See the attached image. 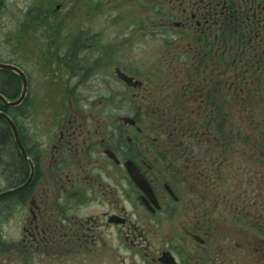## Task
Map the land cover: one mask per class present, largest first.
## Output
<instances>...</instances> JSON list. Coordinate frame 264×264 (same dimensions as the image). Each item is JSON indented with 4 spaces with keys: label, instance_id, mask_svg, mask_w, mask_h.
<instances>
[{
    "label": "flooded vegetation",
    "instance_id": "af4514ba",
    "mask_svg": "<svg viewBox=\"0 0 264 264\" xmlns=\"http://www.w3.org/2000/svg\"><path fill=\"white\" fill-rule=\"evenodd\" d=\"M0 25L23 262L264 264V0H0Z\"/></svg>",
    "mask_w": 264,
    "mask_h": 264
},
{
    "label": "rangeland",
    "instance_id": "374dc122",
    "mask_svg": "<svg viewBox=\"0 0 264 264\" xmlns=\"http://www.w3.org/2000/svg\"><path fill=\"white\" fill-rule=\"evenodd\" d=\"M13 17L15 15L13 14ZM1 27V25H0ZM10 32H14L17 28L16 25L10 23L9 25ZM40 29H43L42 26H40ZM43 30H41L40 33ZM1 32V30H0ZM0 60L3 61V55H2V48H1V41H0ZM40 68H37L36 71H39ZM37 92L38 98L36 99V103L38 100V103H41V100L39 98V95L43 93H49L50 90H44V91H37V89H33V94ZM37 97V96H36ZM33 99V98H31ZM2 171L0 168V191L4 190L6 187L5 182L2 179ZM8 201L6 199L2 198L0 199V264H33L32 260H29V263L23 262L24 257L22 256V252L19 249V223L22 217L21 211L18 207L9 201V204H7ZM10 205V209L9 206Z\"/></svg>",
    "mask_w": 264,
    "mask_h": 264
},
{
    "label": "water",
    "instance_id": "95a60500",
    "mask_svg": "<svg viewBox=\"0 0 264 264\" xmlns=\"http://www.w3.org/2000/svg\"><path fill=\"white\" fill-rule=\"evenodd\" d=\"M0 69L1 70L2 69H9V70L15 71L23 79V88H22L21 94L18 96V98H16L15 100L9 101L3 94L0 93V101L3 104H5V105H12L13 106V105L20 104L23 101V99L25 98L26 94H27V90H28L27 89V87H28L27 76L16 65L10 64V63H6V62H3V61H0ZM0 117L3 118V119H6L10 123V125L12 127V130L14 132L16 143H17L20 151L23 153V155L26 156V150H25V148H24V146L22 144V141H21V138H20V135H19V131L17 129L16 124L12 121V119L6 113H4L1 110H0ZM22 187L23 186L12 188V189H8V190H5V191H1L0 192V198H2L4 196H7L9 194H13V193L19 191Z\"/></svg>",
    "mask_w": 264,
    "mask_h": 264
},
{
    "label": "trees",
    "instance_id": "16d2710c",
    "mask_svg": "<svg viewBox=\"0 0 264 264\" xmlns=\"http://www.w3.org/2000/svg\"><path fill=\"white\" fill-rule=\"evenodd\" d=\"M2 76V70H0V77ZM0 81H1V78H0ZM13 92H15V91H13V89H11V90H6V89H4L1 85H0V93H5V94H7V95H11ZM2 108H3V106H2V104H1V102H0V109L2 110ZM3 122H4V120L0 117V129L2 130L3 129ZM5 139H6V136L4 135V134H2V133H0V144L2 145V144H5ZM2 150L0 149V157H1V155H2ZM0 242H1V239H0Z\"/></svg>",
    "mask_w": 264,
    "mask_h": 264
},
{
    "label": "bare ground",
    "instance_id": "6f19581e",
    "mask_svg": "<svg viewBox=\"0 0 264 264\" xmlns=\"http://www.w3.org/2000/svg\"><path fill=\"white\" fill-rule=\"evenodd\" d=\"M0 78H2V76H1ZM0 145H1V144H0ZM0 168H1V163H0Z\"/></svg>",
    "mask_w": 264,
    "mask_h": 264
}]
</instances>
